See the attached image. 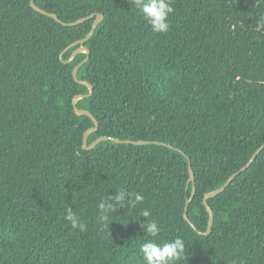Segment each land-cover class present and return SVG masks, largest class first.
<instances>
[{
	"label": "trees",
	"instance_id": "16d2710c",
	"mask_svg": "<svg viewBox=\"0 0 264 264\" xmlns=\"http://www.w3.org/2000/svg\"><path fill=\"white\" fill-rule=\"evenodd\" d=\"M30 1L0 0V264H145L143 210L160 227L156 243L183 239L177 264H264V149L207 200L213 223L200 234L204 195L264 143V2L172 0L167 33H155L132 0L34 1L63 23L94 15L74 27ZM97 14L76 73L92 94L75 108L98 122L87 146L111 137L170 147L83 149L94 123L75 113L73 99L89 90L72 71L86 54L68 62L79 45L69 46ZM121 188L144 201L132 208L126 196L105 226L98 204Z\"/></svg>",
	"mask_w": 264,
	"mask_h": 264
},
{
	"label": "clouds",
	"instance_id": "9594fccd",
	"mask_svg": "<svg viewBox=\"0 0 264 264\" xmlns=\"http://www.w3.org/2000/svg\"><path fill=\"white\" fill-rule=\"evenodd\" d=\"M258 2H264V0H258ZM132 4L150 25L153 32L167 33L169 29L168 17L174 12L172 0H132ZM257 24L264 27V15L259 17ZM126 196L131 197L127 200V205L132 208L144 201V197L140 194L126 193L123 188L119 189L114 196H110L107 200H102L98 204L99 217L105 226L110 225V214L117 212V205L125 206ZM150 215L151 213L148 210L141 212V216L145 218L147 223L146 225L140 224V230L145 237L152 238L146 239L140 245L139 250L145 264H177L185 253L183 239L177 237L171 241L156 243L155 239L160 232V227L155 220L148 219ZM65 219L70 222L73 229H79L81 232L86 230V225L80 222L71 208L66 210Z\"/></svg>",
	"mask_w": 264,
	"mask_h": 264
},
{
	"label": "water",
	"instance_id": "95a60500",
	"mask_svg": "<svg viewBox=\"0 0 264 264\" xmlns=\"http://www.w3.org/2000/svg\"><path fill=\"white\" fill-rule=\"evenodd\" d=\"M35 0H31L29 5L31 7V9H33L35 12L43 15V16H46V17H49L53 20H55L57 23L61 24L62 26L64 27H74V26H77L78 24L80 23H83L84 21L86 20H89L91 19L92 17H94V15H91V16H88L86 18H82V19H79L73 23H63L61 22L57 16L55 14H52V13H47L46 11L40 9L39 7H37L34 3ZM103 19V15L101 14H97L95 15V19H94V22L91 26V29L90 31L88 32V34L85 36L84 39L82 40H79L75 43H73L72 45H70L69 47H73V46H77L79 45V47L74 50L68 60V62H71L73 60V58L77 55V54H80V53H85L86 54V58L79 64L77 65L73 71H72V77L73 79L75 80V82H77L78 84L80 85H83L85 87H87V89L89 90V93L88 95H85V96H78V97H75L72 101V105L74 107V110H75V113L77 115H85L87 117H89L91 119V121L94 123V127L93 128H90L89 130H87L84 135H83V139H82V147L84 150H92L96 145H98L99 143L101 142H105V141H111L113 143H116V144H132V145H136V146H139V145H148V144H154V145H161V146H167V147H170L164 143H159V142H148V141H131V140H119V139H114V138H111V137H101V138H98L96 139L95 141H93L89 146H87V138L88 136L95 132L98 128V122L97 120L88 112V111H85V110H78L75 108V105H76V102L79 100V99H82L84 97H89L91 96L92 94V87L91 85H89L88 83L86 82H83V81H79L77 80L76 78V73H77V70L79 69V67L81 65H83L87 60H88V57H89V51L88 49L84 46L85 42H87L91 36L93 35L94 33V30L95 28L97 27V25L102 21ZM264 149V143L253 153V155L250 157L249 161L245 164V166H243L239 171H237L236 173L232 174L228 179L227 181L225 182V184L220 187L219 189L215 190V191H212L210 193H207L206 195H204L203 197V201H202V204L204 206V208L206 209V212L208 214V223H207V229L204 233H200L201 235H204V236H207L210 234V231H211V226H212V223H213V213H212V210L211 208L208 206L207 204V200L209 199H212L214 197H216L217 195L221 194L227 187L228 185L230 184V182L236 177L238 176L240 173L246 171L251 162L257 157V155L259 154V152ZM178 152H180L182 155L185 156V154L183 152H181L180 150H178ZM187 161H188V172H189V179L191 182H193V172H192V169H191V165H190V160L187 158ZM194 193V189L192 190V194L193 195ZM190 200V199H189ZM188 200V202H189ZM187 202V203H188ZM183 218L184 220L196 231V228L191 224V222L189 221L187 215H186V208L184 210V213H183Z\"/></svg>",
	"mask_w": 264,
	"mask_h": 264
}]
</instances>
